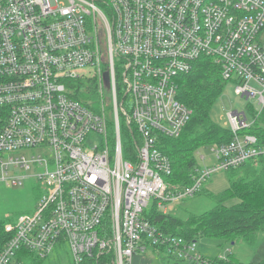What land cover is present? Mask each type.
Instances as JSON below:
<instances>
[{"label":"built area","instance_id":"2783aa9c","mask_svg":"<svg viewBox=\"0 0 264 264\" xmlns=\"http://www.w3.org/2000/svg\"><path fill=\"white\" fill-rule=\"evenodd\" d=\"M200 59L254 104L250 116L227 114L232 140L210 147L213 160L194 169L191 186L171 189L161 140L178 138L190 121L177 80ZM95 78L99 111L70 88ZM263 115L264 0H0V184L34 178L46 190L33 214L5 226L0 264H24L25 251L46 259L65 244L74 264L104 254L133 264L156 247L186 264H210L196 241L159 232L145 213L264 160V145L249 133L264 127ZM122 126L138 138L130 160Z\"/></svg>","mask_w":264,"mask_h":264},{"label":"trees","instance_id":"16d2710c","mask_svg":"<svg viewBox=\"0 0 264 264\" xmlns=\"http://www.w3.org/2000/svg\"><path fill=\"white\" fill-rule=\"evenodd\" d=\"M177 81L179 83L177 99L192 111V116L178 138L163 137L161 140V150L170 158L173 165V173L166 179L171 189L193 184L192 174L198 166L195 154L200 148L227 144L233 138L229 130L215 124L211 119V110L225 87L220 68L210 60L200 59L190 74L180 76ZM78 85L74 99L89 108L93 102V109L99 111L98 79L80 81ZM260 121H264V115ZM132 130L133 128L122 126V148L126 160H130V154L135 156L137 151L138 138ZM108 133L110 143L114 144L112 121L108 122ZM249 133L257 137L260 145H264V127L261 123L256 124ZM256 163L257 161H249L239 168L226 172L229 188L213 197L217 206L209 212L190 214L187 220H181L154 206L151 211L145 213V218L159 232L183 238L187 242L211 239L224 248L240 241L254 250L260 238H264V168L258 167ZM230 200H237V203L227 206L226 203ZM8 223L7 220H0V252L10 239V235L5 231ZM152 250L158 255L165 252L163 248L157 247ZM197 250L210 264H243L233 261L231 254L225 255L224 258L206 257L199 248ZM20 258L30 264H41L42 260L47 259H40L28 251L22 252ZM171 258L174 259H171L174 261L173 264H186L175 257ZM165 261L166 264H170V260ZM82 264H114L113 255L86 258Z\"/></svg>","mask_w":264,"mask_h":264},{"label":"rangeland","instance_id":"374dc122","mask_svg":"<svg viewBox=\"0 0 264 264\" xmlns=\"http://www.w3.org/2000/svg\"><path fill=\"white\" fill-rule=\"evenodd\" d=\"M93 75V72H89L84 77L91 78ZM78 86V83H72L70 85V88L72 89L74 94L77 93ZM106 92L109 93L108 90H106ZM251 103L254 104V101L245 100L236 94L235 85L233 83H225V87L221 95L217 98L211 110V119L215 124H218L219 126L227 130V114L230 111L238 110L240 112L246 111L250 116ZM90 106L93 108V102L90 103ZM108 142L110 146L113 145L110 143L109 137ZM210 147L211 146H204L196 152L195 157L198 166L203 167L204 165L211 164L213 158L211 156ZM13 155L15 157L22 155H26L27 157L31 156L30 153L25 152H19ZM201 156L205 157L206 161H204ZM133 157L134 156L130 154V159H132ZM256 165L258 167L264 168V161H257ZM228 188L229 180L227 174L224 172H220L214 175L203 185L200 193L182 201L168 203L165 208L159 210L181 220H187L190 214H203L215 208L217 206V203L213 199V197L215 195L224 193ZM45 193L46 190L43 188L42 184L36 181L34 178L27 179L22 187H12L4 183L0 184V220H7L9 221V223L15 224L19 217L23 215L33 214L36 211L38 203L41 201ZM236 203L237 200H230L226 203V205L233 206ZM152 209L153 208H151L149 211H151ZM263 244L264 238H260L258 246L254 250H252L250 246L240 241L234 245H227L224 248L220 247V245L215 240L211 239H200L197 242L198 248H200V250L208 257L215 256L218 253H221L219 256L231 254L234 255L237 259L239 257L242 261H244V259L247 260L249 258V255H255L256 258H258L259 251H262L264 253ZM137 256L143 259L142 264H166L167 261L165 260H170V264L174 263V261L171 260L173 258L168 255L167 251H165L161 255H158L155 251L149 248L145 254L138 253ZM136 259H138V257L135 256V260ZM72 263V254L67 244L58 247L54 251V253L49 255L46 260H42L41 262V264ZM24 264L30 263H26V261L24 260Z\"/></svg>","mask_w":264,"mask_h":264},{"label":"crops","instance_id":"0c3cea01","mask_svg":"<svg viewBox=\"0 0 264 264\" xmlns=\"http://www.w3.org/2000/svg\"><path fill=\"white\" fill-rule=\"evenodd\" d=\"M264 245V244H263ZM200 250V248H199ZM200 252L206 256L201 250ZM221 253H218L217 255L215 256H212V257H217L219 256ZM251 254V253H250ZM136 257H138V259L135 260V257H134V264H142L143 262V259L142 258H139V256H137V254L135 255ZM208 257V256H206ZM231 259H233V261L235 260L236 262H240V263H243V264H259V263H262L264 261V253L262 251H259V256L258 258H256L255 255H249V258L247 260L244 259V261H242L239 257L238 259L234 256V255H231Z\"/></svg>","mask_w":264,"mask_h":264},{"label":"water","instance_id":"95a60500","mask_svg":"<svg viewBox=\"0 0 264 264\" xmlns=\"http://www.w3.org/2000/svg\"><path fill=\"white\" fill-rule=\"evenodd\" d=\"M105 80H106V82L109 81V74L108 73L105 74Z\"/></svg>","mask_w":264,"mask_h":264}]
</instances>
